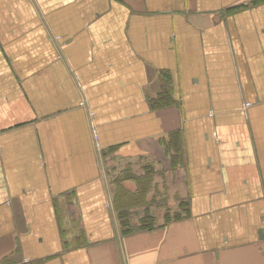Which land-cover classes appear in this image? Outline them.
<instances>
[{
    "label": "crops",
    "instance_id": "obj_1",
    "mask_svg": "<svg viewBox=\"0 0 264 264\" xmlns=\"http://www.w3.org/2000/svg\"><path fill=\"white\" fill-rule=\"evenodd\" d=\"M0 264H264V0H0Z\"/></svg>",
    "mask_w": 264,
    "mask_h": 264
},
{
    "label": "rangeland",
    "instance_id": "obj_2",
    "mask_svg": "<svg viewBox=\"0 0 264 264\" xmlns=\"http://www.w3.org/2000/svg\"><path fill=\"white\" fill-rule=\"evenodd\" d=\"M153 182L155 183V186H152L153 184L151 182L146 195L148 203V210L146 212L151 217H153L154 225L157 222L166 221V219L172 220L175 216H180L182 213H184L183 211L174 210L175 206L174 204H172V202H174L175 200L172 195L160 194L162 193L163 189L160 185V180L156 178L155 180H153ZM130 205L134 206L133 203H131ZM144 213L145 211L142 206L136 207L135 205V208H131V210L128 212L131 227L135 228L139 225L140 219L143 217Z\"/></svg>",
    "mask_w": 264,
    "mask_h": 264
},
{
    "label": "trees",
    "instance_id": "obj_3",
    "mask_svg": "<svg viewBox=\"0 0 264 264\" xmlns=\"http://www.w3.org/2000/svg\"><path fill=\"white\" fill-rule=\"evenodd\" d=\"M146 184V183H145ZM144 183H140L139 187L145 185ZM145 188L139 189V191L132 195V201L140 202L142 197H144ZM124 205V204H123ZM145 210L143 217L140 219V223L137 227L133 228L130 225V218H129V210L124 208L120 209L118 212V220L120 223L121 232L123 235L131 234L138 231H149L155 228L154 226V219L151 217ZM180 216H175L172 220H179ZM171 220L166 219L165 223L170 222Z\"/></svg>",
    "mask_w": 264,
    "mask_h": 264
}]
</instances>
